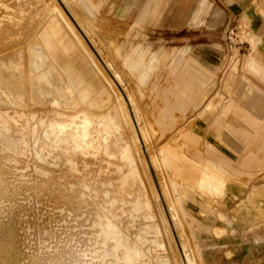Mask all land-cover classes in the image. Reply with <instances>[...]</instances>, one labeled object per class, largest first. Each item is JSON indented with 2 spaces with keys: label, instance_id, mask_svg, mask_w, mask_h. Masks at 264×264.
Returning <instances> with one entry per match:
<instances>
[{
  "label": "rangeland",
  "instance_id": "rangeland-1",
  "mask_svg": "<svg viewBox=\"0 0 264 264\" xmlns=\"http://www.w3.org/2000/svg\"><path fill=\"white\" fill-rule=\"evenodd\" d=\"M112 1L114 6H103L98 28L92 29L83 19L94 20L96 15L88 0H0V63L6 68L20 64L30 77L26 50L31 40L24 37L44 15L47 24L50 13L43 8L47 6L58 7L68 20L69 13L103 64L112 66L106 73L73 24L91 52L97 76L92 78L106 100L64 87L34 102L28 84V103H23L0 83V264H184L155 188L154 178L161 187L168 185L166 172L159 167L162 157L172 158L180 151L166 144L180 129L202 121L217 102L223 105L235 95L227 86L230 76L236 79L231 91L249 96L257 105L249 107L251 113L264 123V100L254 98L244 85V80L250 81L264 97V80L247 68L254 53L251 35L264 41V0H170L174 9L181 1L189 7L187 19L173 24L164 18L167 8L154 22L152 14L141 16L137 4L146 0ZM110 36L118 37L119 50L111 40L104 41ZM135 48L133 58L143 54L146 60L131 65L140 63L144 70L125 65L123 55ZM186 49L214 75L204 103L191 107L180 120L178 111L166 104L160 109L156 90L172 79L170 69ZM259 53L264 60V47ZM153 56L158 61H148ZM45 63L55 65L51 59ZM55 66L58 86H65L66 75ZM47 70L45 66L40 73ZM115 73L122 81L117 88L133 101L128 110L109 78ZM145 73L150 76H142ZM129 109L140 115L144 143L137 141ZM103 119L115 120L118 129L106 128ZM214 120L215 116L211 123ZM244 181L251 190L263 187L264 170ZM163 193L166 200L168 193L165 189ZM235 208L236 203L215 208L232 221L215 222L224 231L219 242L225 245L216 251L201 242L207 237L209 243L214 236L198 235L177 214V234L187 242L194 264H201V257L215 264H264V226L250 230L244 217L234 215Z\"/></svg>",
  "mask_w": 264,
  "mask_h": 264
},
{
  "label": "crops",
  "instance_id": "crops-1",
  "mask_svg": "<svg viewBox=\"0 0 264 264\" xmlns=\"http://www.w3.org/2000/svg\"><path fill=\"white\" fill-rule=\"evenodd\" d=\"M88 2L95 9L96 15L94 20L89 16L83 19L88 21L92 29H96L101 9L106 3L114 6V1L88 0ZM181 2V6L174 9L170 5V0H146L138 2L137 10L141 16L152 14V22H154L159 20V16L165 13L167 8L164 18L173 24V21L175 23L189 16L187 3ZM43 8L50 13L47 24L46 15H44L34 31L24 37L26 42L31 40L26 50L30 55V77H26L20 64L10 70L0 63V83L23 103H28L26 93L28 84L32 88L30 99L38 102L44 98L45 94L61 92L64 87L71 88L72 92L80 90L88 92L86 91L87 78L91 73L94 74L92 59L89 55L92 51L89 52L85 47L72 21L68 20L58 7L53 10L48 6ZM100 20L103 21L104 17L101 16ZM248 23L251 22L248 20ZM117 39V36H110L108 40L104 37V41L111 40L109 43L117 45L116 49L119 50L121 43L117 44ZM251 42L254 53L248 60L247 68L264 80V60L259 53V49L264 47V41L252 35ZM23 52L19 51L20 59ZM136 53H138L137 48L133 49L131 54L123 55L125 65L128 68L132 66L137 70H144L140 63L131 65L133 62L146 60L143 54L138 55V59L133 58ZM187 53L188 50H184L179 62L171 67L168 76L172 79L167 78V85L159 86L156 90V96L159 99L157 104L160 109L166 104L167 109L178 111L180 120L186 116L191 107L198 109L204 103L209 81L214 75V71H209L194 56ZM91 54L94 56L93 53ZM50 59L65 73L67 79L65 86H58V78L54 77L53 73L56 66L45 63V60ZM148 61L158 60L153 56ZM106 65L111 70V64ZM45 66L48 70L40 73ZM114 75L121 84L120 75L116 73ZM142 76L149 77L150 73L142 74ZM52 77L56 78L55 81L51 79ZM63 82L61 80V83ZM235 83L236 79L230 76L227 86L229 93L235 95L227 103L220 105V102H217L203 114L202 121L194 123L188 129L182 128L176 133L166 145L170 149L178 146L180 151H177L172 158L162 157L159 166L165 170L168 178V185L164 187L160 185V187L162 192L165 189L168 193L166 203L175 229L179 221L177 214L181 213L190 227L193 226L198 231V235L204 232L215 237L209 243L207 237L201 241L204 248L211 251L225 248V245L219 242L224 231L215 226V222L232 223L228 215L215 209L217 207H227L236 203L234 215L244 217L250 230L264 226V186L251 190L244 181L246 178L250 180L256 172L264 170V123L251 113L253 108L257 109V105L255 102H250L249 96L237 95V92L231 91ZM244 85L254 98L264 100L263 93L250 81L244 80ZM50 87L55 88L50 89ZM80 87L82 89H79ZM164 98H167L168 102L161 101ZM214 116L215 120L211 123V118ZM180 133L183 135L178 138ZM235 141L242 143L243 147L239 149ZM163 195L165 197V194ZM188 203H192L196 208L186 207ZM177 235L181 247L190 255L194 264L187 242L183 241L182 235ZM201 259V264H215L208 258L201 257Z\"/></svg>",
  "mask_w": 264,
  "mask_h": 264
},
{
  "label": "bare ground",
  "instance_id": "bare-ground-1",
  "mask_svg": "<svg viewBox=\"0 0 264 264\" xmlns=\"http://www.w3.org/2000/svg\"><path fill=\"white\" fill-rule=\"evenodd\" d=\"M71 20V19H70ZM73 23V22H72ZM73 28V27H72ZM80 33V32H79ZM81 34V33H80ZM252 36V35H251ZM83 37V36H82ZM84 38V37H83ZM251 38V37H250ZM67 39V38H66ZM85 39V38H84ZM68 41V40H67ZM85 41H86V39H85ZM89 41V40H88ZM86 43L89 45V43L86 41ZM90 45H91V43H90ZM89 45V46H90ZM71 46V45H70ZM91 48V47H90ZM75 49V48H74ZM94 49V48H93ZM95 50V49H94ZM91 51H92V53L94 54V56L95 57H97L98 58V60H99V57L94 53V51L91 49ZM96 58V59H97ZM99 62V61H98ZM103 64V63H102ZM103 69L106 71V73H107V71H110L111 72V70L109 69V67L107 66V65H105V63L103 64ZM92 75L93 74H91L90 75V77H88L87 78V83H88V87H87V90L86 91H88L87 93H89V94H91V95H93L94 97H96L95 99H98V100H100V98L101 99H104L105 98V100L107 99L104 95H103V93L104 92H101L100 90H99V88L96 86V84H95V82H94V80H93V78H92ZM108 76H109V74H107ZM94 76L97 78V76L94 74ZM109 78H110V80L113 82V84L116 86V88L118 87V86H120L121 84H120V82L118 81V78H116L115 77V75H110L109 76ZM49 81V80H48ZM96 81V80H95ZM118 84V85H117ZM118 89V88H117ZM103 91H105V90H103ZM118 91L120 92V94H121V96H122V99H123V102L125 103V105H126V108H127V106L129 105V106H133V102H132V100H131V98H129V96H127V95H125L124 93H121V91L118 89ZM88 94H86V96H87ZM9 99H11V95H9ZM128 104V105H127ZM128 106V107H129ZM102 107V106H101ZM125 108V107H124ZM133 109V108H132ZM127 110H128V108H127ZM127 113V112H126ZM128 114H129V118H130V121H131V123H132V126H133V129H134V131H135V134H136V138H137V141H141L142 143H144L145 142V139H144V136H143V132H142V128H141V125H140V118H139V115H138V113H137V111L134 109V115H132V112H131V110L129 109V112H128ZM112 120V119H111ZM111 120H106V122H105V119H103V121L101 122V124H103V126H105L106 128H110V129H115V130H117L118 129V124H117V122L115 121V120H113V121H111ZM140 126V127H139ZM149 163H150V167L152 168L153 167V165H152V162H151V160L149 159ZM154 180H155V188H156V192H157V194H158V197L160 198V200H161V202H162V204H163V208H164V211H165V214H166V217H167V220H168V223H169V225H170V228H171V231H172V234H173V237H174V239H175V242H176V245H177V247H178V250H179V254H180V256H181V258H182V261H183V263L184 264H191L190 263V260H189V257H188V254L186 253V251L183 249V247H181V244H180V241H179V237H178V235H177V232H176V229H175V226H174V224H173V221H172V219H171V215H170V212H169V209H168V206H167V203H166V200H165V197H164V193L162 192V190H161V187H160V185L156 182V179L154 178ZM170 196V195H169ZM183 249V250H182Z\"/></svg>",
  "mask_w": 264,
  "mask_h": 264
},
{
  "label": "water",
  "instance_id": "water-1",
  "mask_svg": "<svg viewBox=\"0 0 264 264\" xmlns=\"http://www.w3.org/2000/svg\"><path fill=\"white\" fill-rule=\"evenodd\" d=\"M68 13V12H67ZM69 18L71 19V21L73 22V24L76 26V28L78 29V31L81 33V35L86 39V41L89 43V41L87 40V38L85 37L84 33L82 32V30L80 29V27L78 26V24L75 22V20L71 17V15L68 13ZM90 45V43H89ZM91 49L94 51V53L96 54V51L93 49V47L90 45ZM97 55V54H96ZM98 56V55H97ZM100 59V58H99ZM100 61L102 62V60L100 59ZM103 63V62H102Z\"/></svg>",
  "mask_w": 264,
  "mask_h": 264
}]
</instances>
